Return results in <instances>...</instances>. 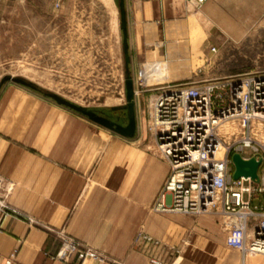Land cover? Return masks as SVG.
Listing matches in <instances>:
<instances>
[{"label":"rangeland","instance_id":"rangeland-1","mask_svg":"<svg viewBox=\"0 0 264 264\" xmlns=\"http://www.w3.org/2000/svg\"><path fill=\"white\" fill-rule=\"evenodd\" d=\"M146 4H150L152 15L158 9L160 12L146 18L159 21L153 43H147L142 22ZM255 7L251 1L231 0L213 8L210 18H204L200 12L195 14L198 11L191 0H126L129 69L137 120L136 136L128 139L43 96L54 94L108 116L111 107L126 104L118 0H0V97L8 89L24 93L29 97L25 103H34L30 120L36 125L42 114L47 120L45 132L36 133L34 139L18 140V144L34 153L36 163L80 170L77 175L82 181V201L70 210L68 221L82 215L78 219L81 230L72 235L64 226L58 228L59 251L63 240L68 239L79 246L80 253L90 248L108 256L114 264H123L116 256L130 246H147L150 264H180L177 259L187 252L205 264H256L252 262L264 259L243 260L225 246L223 224L227 220L219 213L189 216L151 212V201L169 167L149 128L155 94L151 90L157 83H146L142 76L150 52H156L158 64H181L180 78L171 81L187 77L223 81L235 75L264 72V11H254ZM182 19L188 24L189 56L180 62L170 59L168 53L172 43H182L183 39L170 38L167 24ZM212 49H216L215 54ZM11 79L31 83L38 92ZM59 115H66L67 127L73 129L66 143L77 148L75 155L50 153L54 144L48 140V121ZM89 228L94 230L91 235L86 232ZM85 239H93L95 248ZM72 260L102 264L94 259L79 262V255Z\"/></svg>","mask_w":264,"mask_h":264},{"label":"built area","instance_id":"built-area-1","mask_svg":"<svg viewBox=\"0 0 264 264\" xmlns=\"http://www.w3.org/2000/svg\"><path fill=\"white\" fill-rule=\"evenodd\" d=\"M208 1L191 0L198 11ZM153 86L149 128L169 172L152 210L189 216L219 213L228 221L223 224L227 248L243 260L264 258V72L223 81L187 77ZM229 122L237 123V133L221 135L220 127ZM234 154L261 162L259 183L233 179ZM12 190L0 176V234L15 213L8 203ZM63 242L57 254L62 262L79 255V262L114 264L90 248L80 253L77 244Z\"/></svg>","mask_w":264,"mask_h":264},{"label":"crops","instance_id":"crops-1","mask_svg":"<svg viewBox=\"0 0 264 264\" xmlns=\"http://www.w3.org/2000/svg\"><path fill=\"white\" fill-rule=\"evenodd\" d=\"M230 1L209 0L195 14L200 12L204 18H210L209 12L213 8ZM244 1L256 3L258 7H255L254 11H264V0H236V2L241 3ZM150 4H146L142 11L144 25L150 22L147 21V17H155L154 15L159 16L160 14L158 9L152 15L149 10ZM127 19L129 20L128 10ZM152 22L158 24L159 21ZM14 90L8 89L0 97V176L7 186L13 189L8 197V203L15 212L6 220L4 230L0 234V264H8V262L10 264H98L92 261L78 263L74 260L65 263L57 258L60 246L57 238L58 228L64 226L66 233L70 234L71 232L72 235L81 230V223L78 219H82V215H76L72 221H68V218H71L69 217L70 210L82 201V181L79 180L81 176L77 175L80 170H67L56 164L36 163L34 153L18 144V140L34 139L37 137L35 136L36 133L45 132L44 124L47 120L42 114L39 116L38 124L36 122L35 125L29 116V114L35 113L34 103H25L29 98L28 95ZM20 107L23 108L20 109ZM40 108L43 109L41 105ZM24 119L25 121H23ZM67 119L66 115H59L52 121L49 118L48 140L53 142L52 145L54 144L50 148L52 155L70 156L77 152V148L68 147L66 143L70 137L68 135H71L73 130L68 129ZM73 123L77 124L74 119ZM159 190L151 201V212L157 215H180L160 214L152 210ZM38 220L43 221V224ZM93 231L91 228L86 230L89 235ZM85 240L94 247L93 239ZM229 250L238 253L242 258L238 251ZM116 258L121 260L123 264H150L147 246L137 249L131 246L126 247L121 251V255L118 254ZM178 260H181L180 264H205L203 260L196 261L189 257L188 252L187 256L179 257L177 262ZM248 263L246 261L244 264ZM252 263L264 264V259Z\"/></svg>","mask_w":264,"mask_h":264},{"label":"water","instance_id":"water-1","mask_svg":"<svg viewBox=\"0 0 264 264\" xmlns=\"http://www.w3.org/2000/svg\"><path fill=\"white\" fill-rule=\"evenodd\" d=\"M118 7L120 13V30L123 37V51L125 57L126 68V80H125V98L126 104L121 107H111L109 112L116 114L122 112L121 116L117 117V121H121V124L113 122L110 117L104 113H98L95 110L88 109L86 107L75 105L57 95L45 93L43 96L47 99L54 101L57 105L62 106L81 117L87 118L89 121L95 123L102 128L118 134L124 138L132 139L136 136L137 132V120H136V93L134 90V81L130 74V45L128 41V19L126 0H118ZM12 82L37 91L38 89L31 83H27L19 79H11ZM232 162L234 166L233 179L239 180L240 178H250L253 181L259 183L260 178L258 176V170L261 165L260 161L255 158L250 160H244L239 154L232 156Z\"/></svg>","mask_w":264,"mask_h":264},{"label":"bare ground","instance_id":"bare-ground-1","mask_svg":"<svg viewBox=\"0 0 264 264\" xmlns=\"http://www.w3.org/2000/svg\"><path fill=\"white\" fill-rule=\"evenodd\" d=\"M156 23L146 24L144 33L146 34L147 43H153L156 40ZM168 36L170 38H182L183 41L178 43H172L169 48V58L176 59L175 61L186 60L189 56V42L186 41L188 37V24L185 19L173 20L167 24ZM180 45V46H179ZM178 47V48H177ZM179 47L181 49H179ZM179 49V51L177 50ZM156 52H150L147 55L148 64L142 71L143 79L146 83H161L164 81H169L171 79L180 78V71L178 70L179 62L175 64L168 63L166 65L158 64L155 62ZM179 71V72H178ZM189 74V72H187ZM185 75V74H184ZM237 133L235 123H227L220 127L221 135H234ZM228 222V221H227Z\"/></svg>","mask_w":264,"mask_h":264},{"label":"flooded vegetation","instance_id":"flooded-vegetation-1","mask_svg":"<svg viewBox=\"0 0 264 264\" xmlns=\"http://www.w3.org/2000/svg\"><path fill=\"white\" fill-rule=\"evenodd\" d=\"M121 113H122V112H118V113H116V114H111L109 117H110V119H111L113 122H116V123H118V124H121V123H122L121 121H117V120H116L117 117H119V116L122 115Z\"/></svg>","mask_w":264,"mask_h":264}]
</instances>
